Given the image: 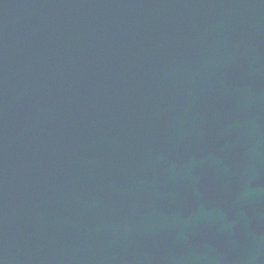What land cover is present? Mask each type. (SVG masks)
<instances>
[{
	"label": "water",
	"instance_id": "95a60500",
	"mask_svg": "<svg viewBox=\"0 0 264 264\" xmlns=\"http://www.w3.org/2000/svg\"><path fill=\"white\" fill-rule=\"evenodd\" d=\"M0 264H264V0H0Z\"/></svg>",
	"mask_w": 264,
	"mask_h": 264
}]
</instances>
